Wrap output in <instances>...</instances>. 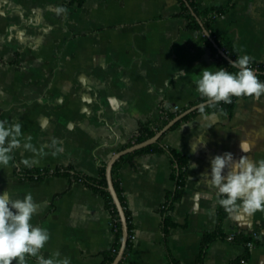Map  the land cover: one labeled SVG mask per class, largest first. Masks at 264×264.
Instances as JSON below:
<instances>
[{"label": "crops", "instance_id": "obj_1", "mask_svg": "<svg viewBox=\"0 0 264 264\" xmlns=\"http://www.w3.org/2000/svg\"><path fill=\"white\" fill-rule=\"evenodd\" d=\"M69 1L0 0V120L21 123L23 135L43 151L28 168L21 160L33 153L15 150L13 161L0 167V192L14 199L32 194L31 222L50 233L45 258L59 251L71 264H104L115 246L114 216L84 178L100 181L103 166L137 144L142 125L159 122L163 110L206 102L195 81L220 63L188 28L179 0ZM193 1L204 11L229 0ZM199 20L215 48V36L228 37L237 57L264 65V0H233L211 30ZM208 107L162 137L167 150L136 154L114 171L135 237L121 264H199L210 233L219 237L202 264H264V211L227 210L204 182L218 154L264 159V95L236 99L232 116ZM201 135L206 145L198 142ZM241 140L249 142V153L241 151ZM170 149L188 158L177 201ZM167 216L177 225L168 232ZM231 234L253 236L255 246L229 241ZM26 261L37 264L34 257Z\"/></svg>", "mask_w": 264, "mask_h": 264}, {"label": "clouds", "instance_id": "obj_2", "mask_svg": "<svg viewBox=\"0 0 264 264\" xmlns=\"http://www.w3.org/2000/svg\"><path fill=\"white\" fill-rule=\"evenodd\" d=\"M252 58L248 55L237 57L230 63V72L225 67L216 70L204 68L196 79V90L200 96L207 98L208 105L232 103V97H252L258 99L264 95V82L260 81L256 72L250 67ZM183 73V71H181ZM206 105L201 104L200 113H205ZM198 142L206 145L203 136ZM23 141V143H22ZM55 152L62 148L53 141ZM32 152L33 158H23L21 163L28 168L39 164L36 156L43 155L31 143V137H25L22 124L0 120V167H7L13 161V153L17 149ZM240 149L249 153L251 146L247 140H241ZM191 151L196 153L197 143L191 145ZM192 168L197 167L191 164ZM210 178L204 182L216 190L221 197L218 203L227 210L242 206L254 213L264 211V159L253 161L249 156H241L238 160L231 152L216 155L211 160ZM227 169V172L225 171ZM207 172L205 176H207ZM240 201V205H237ZM37 212V206L31 193L23 199H14L7 191L0 192V264H27L26 257L36 258L37 264H71L68 257L60 258L59 251L45 258L41 250L50 240L47 229L36 226L31 221Z\"/></svg>", "mask_w": 264, "mask_h": 264}, {"label": "trees", "instance_id": "obj_3", "mask_svg": "<svg viewBox=\"0 0 264 264\" xmlns=\"http://www.w3.org/2000/svg\"><path fill=\"white\" fill-rule=\"evenodd\" d=\"M86 0H70L69 3L70 4H75V3H79V4H83ZM182 6V16L187 18L189 21L188 24V28L191 30H195L198 32V34L200 35V37H202V39L212 48L214 55L216 56L218 62L220 63V66L225 67L226 69H228L230 72H236L238 71L237 69H233L230 66V62L227 61L223 56H221L219 54V52L217 51V49L213 46V44L210 42L209 39H207V37H205L202 33V29L201 26L199 24V22L197 21V19L193 16L190 8L186 5V3L183 0H179ZM190 4V6L192 7V9L195 11V13L198 15V17L203 21L205 27L208 30H211L212 24L215 21L216 18H219L220 16L224 15L225 12L227 11L228 8H230L233 4V0H229L228 3L226 5L223 6H214L210 9H206L204 11H200L198 10L197 5L195 4V2L193 0H187ZM215 41L217 42V44L220 46V48L224 49L225 52L234 60L237 59V56L235 55V53L233 52V48H232V42L228 37L225 36H215ZM258 67H254V63L250 64V67L255 70L257 72V76L259 78L260 81L264 82V65L262 64H256ZM240 98V97H239ZM238 99V97H232V103L230 104H224L223 102H221L219 105H210L206 111L210 112V111H215V112H220L223 111L226 114H228L229 116H232L234 113V102L235 100ZM207 100V98H205L202 101ZM183 111H185V109H182L180 111H175V112H169L166 110H163L162 112V118L159 122L157 123H152V124H144L141 127V132L139 137L135 140V143H140L144 140H147L151 137H153L158 131H160L166 124H168L172 119H174L176 116H178L180 113H182ZM198 113H200V111L193 113L189 116H187L183 121H187L190 118H192L193 116L197 115ZM181 122L177 123L172 130L176 129ZM162 139H160L156 144L149 146L147 148H144L142 150H139L138 152H136L133 155H128L125 156L124 158H122L121 161H119L113 170V175H114V171L122 164V162L136 154H143V153H147L150 151H164L167 150L165 146L162 145ZM131 145V144H130ZM169 152L171 153V158H172V162L174 163L175 166V170H174V174H175V179L177 181V190L175 192V196L173 201H177L180 196H181V190L184 185H185V181H186V169H187V163H188V158L184 155H181L179 153H177L176 151L170 149ZM35 174H39L37 171H35ZM32 176H34V174L31 173ZM86 180L87 183H90V185L93 184V187L95 189H97L100 193H102L108 203V207L111 210L113 216H114V230H115V246L112 250L111 253H109L107 255V258L104 262V264H112L120 250L121 244H122V240H123V232H122V224H121V220L119 217V212L113 202V199L109 193V191L107 190L108 187V182H107V178H106V166H103L102 171H101V180L97 181L91 178H84ZM116 190L119 194V197L123 203L124 206V201L121 195V189H120V185L118 183V181H114ZM180 188V189H179ZM125 208V206H124ZM173 208V203L170 206L169 209ZM169 210H167L165 213L167 214ZM126 215H127V219H128V224H129V241H128V245H127V249L125 252V256L124 259H126L129 255L130 252L132 250V246H133V240H132V236H133V230H132V223H131V219L130 216L128 214V212L126 211ZM166 228L165 231L168 232L170 230V228L176 227L177 225L171 221L170 217L167 216L166 218ZM218 234L217 233H210V234H206L205 235V240H204V244H203V251L201 253V257H200V262L199 264L203 263V255L206 251V249L208 248V246L214 242L217 238H218ZM243 240L245 243L249 242V241H253L255 243V239L253 238V236H249V237H243L241 238L240 236H236L235 240Z\"/></svg>", "mask_w": 264, "mask_h": 264}, {"label": "water", "instance_id": "obj_4", "mask_svg": "<svg viewBox=\"0 0 264 264\" xmlns=\"http://www.w3.org/2000/svg\"><path fill=\"white\" fill-rule=\"evenodd\" d=\"M186 5L190 8L192 14L194 17H196V19L199 21V23L201 24V26L203 27L201 21L199 20V18L197 17V14L193 11L192 7L190 6L189 2L187 0H183ZM203 30L206 34L207 37H210V34L208 33V31L203 27ZM216 48L218 49L219 53L226 59L228 60L230 63L232 61H234L233 59H231L222 49H220L217 45ZM255 71V70H254ZM256 72V71H255ZM257 74V72H256ZM201 104L206 105V107L210 106L208 105V101L200 103L198 105H195L187 110H185L184 112L180 113L178 116H176L174 119H172L168 124H166L160 131H158L153 137L144 140L140 143L134 144L131 147H128L124 150H121L119 152H117L116 154H114L111 159L109 160L107 166H106V177H107V182H108V191L113 199V202L119 212V216H120V220H121V224H122V232H123V240H122V244H121V248L114 260V262L112 264H121V262L124 259L125 256V252L127 249V245H128V241H129V224H128V219H127V215L125 212V208L123 206V203L119 197V194L116 190L115 184H114V180H113V169L114 166L116 165V163H118L122 158H124L125 156L135 153L139 150H142L144 148H147L149 146H152L154 144H156L169 130H171L177 123L181 122L182 120H184L187 116L199 111V107ZM205 107V108H206Z\"/></svg>", "mask_w": 264, "mask_h": 264}, {"label": "built area", "instance_id": "obj_5", "mask_svg": "<svg viewBox=\"0 0 264 264\" xmlns=\"http://www.w3.org/2000/svg\"><path fill=\"white\" fill-rule=\"evenodd\" d=\"M254 67H258L256 64H254ZM178 110V109H177ZM135 239V237L134 236H132V240H134ZM228 240L229 241H234L235 240V234H231L229 237H228ZM247 246L249 247V248H253L254 246H255V244L253 243V242H248V244H247ZM243 263H245V260H243Z\"/></svg>", "mask_w": 264, "mask_h": 264}]
</instances>
